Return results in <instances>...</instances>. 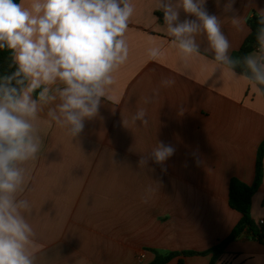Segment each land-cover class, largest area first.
<instances>
[{"label":"crops","instance_id":"crops-1","mask_svg":"<svg viewBox=\"0 0 264 264\" xmlns=\"http://www.w3.org/2000/svg\"><path fill=\"white\" fill-rule=\"evenodd\" d=\"M157 2L131 0L128 60L113 74L110 98L78 136L48 117L57 102L38 113L40 151L21 165L25 183L17 193L31 206L24 215L35 232V264H151L156 255L176 253L167 264H264V244L248 228L221 254H183L211 250L241 221L229 205V186L234 178L255 184L264 96L244 74L215 62L202 35L196 37L200 55L185 61ZM225 2L206 0V8L220 18L232 56L264 0H235V13L223 10ZM186 16L181 10L180 19ZM157 46L161 55L153 59L148 49ZM165 79L175 83L167 86ZM141 108L147 125L132 119ZM158 142L175 148L162 164L151 154ZM261 169L250 218L264 232V153Z\"/></svg>","mask_w":264,"mask_h":264},{"label":"clouds","instance_id":"clouds-1","mask_svg":"<svg viewBox=\"0 0 264 264\" xmlns=\"http://www.w3.org/2000/svg\"><path fill=\"white\" fill-rule=\"evenodd\" d=\"M216 3L220 6V0ZM234 4L226 0L223 10L235 13ZM156 8L185 61L200 55L196 37L202 35L214 61L235 75L241 61L229 56L232 44L220 18L208 12L206 0H158ZM181 10L187 14L183 20ZM134 12L131 0H0V50H10L16 66L0 78V264H35L30 251L35 232L24 215L31 206L17 193L25 183L21 165L40 151L34 123L38 113L43 105L57 102L48 117L70 137L83 131L84 121L97 115L102 99L110 98L113 74L128 60L125 36ZM257 17L259 47L244 56L243 66L245 79L264 95V9ZM232 24L241 30L239 17L233 15ZM148 55L155 59L161 49L151 47ZM145 117L141 108L132 119L147 125ZM174 152L173 146L158 142L151 154L162 164ZM145 163L142 158L140 164Z\"/></svg>","mask_w":264,"mask_h":264},{"label":"trees","instance_id":"trees-1","mask_svg":"<svg viewBox=\"0 0 264 264\" xmlns=\"http://www.w3.org/2000/svg\"><path fill=\"white\" fill-rule=\"evenodd\" d=\"M15 2L19 3V0H15ZM247 24L250 28V35L247 37L246 41L242 45L239 51L234 53L231 57L233 59H239L241 61L240 65H238L235 70L241 74H246V68L243 66V58L245 55L253 52L259 45L256 39L257 29L259 28L258 17L257 15H252ZM16 70V66L12 62L11 52L8 49L0 50V78L11 75ZM264 96V95H263ZM264 153V143L261 145L258 157H257V167H256V181L253 186H248L242 183L238 179H232L230 181L229 186V205L232 209L238 211L242 214V219L239 224L236 226L231 235L217 246L212 248L211 250L204 253H195L188 252L183 253L186 256L192 255H206L208 253H214L215 255L221 254L224 252L226 247L236 240V238L243 233V231L248 228L253 239L258 240L260 243L264 244V232L258 230L254 227V224L250 218L251 211V199L253 195L256 193L258 185L261 181V167H262V158ZM178 254H169V255H156L155 260L151 264H167L173 258H175ZM180 264H183L180 262ZM211 264H215V259L211 262Z\"/></svg>","mask_w":264,"mask_h":264},{"label":"built area","instance_id":"built-area-1","mask_svg":"<svg viewBox=\"0 0 264 264\" xmlns=\"http://www.w3.org/2000/svg\"><path fill=\"white\" fill-rule=\"evenodd\" d=\"M258 47L256 49H258ZM260 225H264V221H260Z\"/></svg>","mask_w":264,"mask_h":264},{"label":"rangeland","instance_id":"rangeland-1","mask_svg":"<svg viewBox=\"0 0 264 264\" xmlns=\"http://www.w3.org/2000/svg\"><path fill=\"white\" fill-rule=\"evenodd\" d=\"M260 225V224H259Z\"/></svg>","mask_w":264,"mask_h":264}]
</instances>
